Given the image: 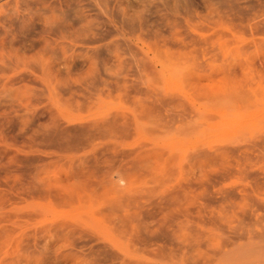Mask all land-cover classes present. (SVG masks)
<instances>
[{
	"label": "rangeland",
	"instance_id": "1",
	"mask_svg": "<svg viewBox=\"0 0 264 264\" xmlns=\"http://www.w3.org/2000/svg\"><path fill=\"white\" fill-rule=\"evenodd\" d=\"M0 264H264V0H0Z\"/></svg>",
	"mask_w": 264,
	"mask_h": 264
}]
</instances>
